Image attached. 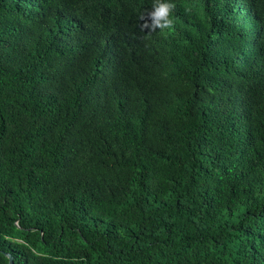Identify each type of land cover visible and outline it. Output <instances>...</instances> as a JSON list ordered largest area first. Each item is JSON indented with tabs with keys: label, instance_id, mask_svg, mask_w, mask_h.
I'll use <instances>...</instances> for the list:
<instances>
[{
	"label": "trees",
	"instance_id": "trees-1",
	"mask_svg": "<svg viewBox=\"0 0 264 264\" xmlns=\"http://www.w3.org/2000/svg\"><path fill=\"white\" fill-rule=\"evenodd\" d=\"M151 5L0 0V264H264V0Z\"/></svg>",
	"mask_w": 264,
	"mask_h": 264
},
{
	"label": "clouds",
	"instance_id": "clouds-1",
	"mask_svg": "<svg viewBox=\"0 0 264 264\" xmlns=\"http://www.w3.org/2000/svg\"><path fill=\"white\" fill-rule=\"evenodd\" d=\"M175 0H152L151 8L140 17L142 30L147 34L157 29L172 30L174 25ZM146 34V35H147Z\"/></svg>",
	"mask_w": 264,
	"mask_h": 264
},
{
	"label": "water",
	"instance_id": "water-1",
	"mask_svg": "<svg viewBox=\"0 0 264 264\" xmlns=\"http://www.w3.org/2000/svg\"><path fill=\"white\" fill-rule=\"evenodd\" d=\"M7 257L9 258V264H13V258L11 255L7 254Z\"/></svg>",
	"mask_w": 264,
	"mask_h": 264
}]
</instances>
